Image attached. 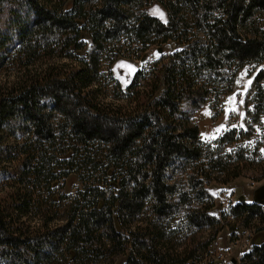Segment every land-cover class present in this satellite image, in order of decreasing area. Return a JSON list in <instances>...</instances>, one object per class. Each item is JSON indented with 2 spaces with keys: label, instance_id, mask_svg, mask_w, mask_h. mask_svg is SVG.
Segmentation results:
<instances>
[{
  "label": "trees",
  "instance_id": "16d2710c",
  "mask_svg": "<svg viewBox=\"0 0 264 264\" xmlns=\"http://www.w3.org/2000/svg\"><path fill=\"white\" fill-rule=\"evenodd\" d=\"M143 1L0 0V69L18 68L10 84L0 85V158L13 155L19 164L11 177L16 183L2 199H10L16 215H38L41 221L29 232L19 231L0 203L1 257L12 263L93 264L127 248V264H185L197 247L178 249L163 240L165 227L158 222L139 221L125 229L146 206L162 218L188 198L180 191L172 199L177 186L167 171L175 159L189 165L186 183L202 202L212 181L228 182L247 174L245 168L254 170L255 180L264 176V164L258 166L264 158H246L242 148L213 155L210 144L198 139V126L179 108L183 99L208 93L218 98L229 90L227 68L264 62V0H157L165 20L140 10ZM85 34L92 44L79 59L74 50L84 46ZM170 38L179 49L155 60L150 71H135L126 84L114 81L113 96L121 102L99 98L102 65L114 62L131 43L141 54L149 44ZM57 57L76 62L57 63ZM251 80L247 92L255 93L254 109L245 98L242 106L257 120L264 108V66ZM119 89L127 93L120 96ZM44 97L52 99L51 108L41 102ZM18 133L15 145L2 143L1 136ZM69 170L83 186L63 223L50 231L43 206L58 201L51 184ZM203 203L187 210L195 226L214 222L205 212L213 201ZM262 206L239 196L228 209L232 220L224 217L231 230L239 223L261 236L252 238L243 264H264V236L258 233L264 230Z\"/></svg>",
  "mask_w": 264,
  "mask_h": 264
},
{
  "label": "rangeland",
  "instance_id": "374dc122",
  "mask_svg": "<svg viewBox=\"0 0 264 264\" xmlns=\"http://www.w3.org/2000/svg\"><path fill=\"white\" fill-rule=\"evenodd\" d=\"M143 3L140 10H146L162 20L166 19V11L157 0H144ZM161 12L163 13V18L159 15ZM2 18L4 19L3 15H1L0 23L3 20ZM3 23L6 25V21ZM262 25L264 26V14L262 16ZM123 38L124 35L121 38V42H123ZM84 42V46L81 49L74 50L76 58H82L91 47L92 43L88 34H85ZM123 45H128V41H124ZM11 46L13 44L9 47ZM136 46V43H131L128 49L123 48L121 50L114 62L102 65L101 71L103 74L101 77L103 80L101 83L103 85L100 86L99 90V98L101 100L121 102V99H115L113 96L114 81L126 84L135 71H150L154 67L155 60L162 55L170 54L179 49L181 45L178 41L170 38L161 43L149 44L141 54L132 50ZM56 62L70 65L76 60L74 58L57 57ZM259 66H264V62H249L236 70L227 68L228 74H225V76L230 78V88L222 91L218 98L213 96V93H208L203 96H195L193 99H183L180 102V110L184 111L187 117L198 126V139L205 144H210L209 149L213 155H222L225 152H232L237 148H242L244 150L243 155L246 158H264V151H262L264 150V108L259 112L258 119L254 120L251 114L245 113L242 104L239 103V100H244L245 98L248 101L249 109H254L255 93L252 89L244 92L243 87ZM17 69L14 66L0 69V85L2 84L6 87L10 84L7 81L15 77L12 73H16ZM229 72L232 74H229ZM208 89L212 91L214 87L211 86ZM219 91H221L220 88ZM125 93H127L125 89H119L118 91L120 96L125 95ZM233 97H235L234 100L231 99ZM41 102L46 108H51L53 105L50 97L42 98ZM241 113H243V118ZM53 115L55 119L61 118L59 112H53ZM218 129L219 131H217ZM230 134L235 136L236 139L228 142L225 137H229ZM1 137L3 144L11 146L15 145L17 140L20 139V134L18 133L15 136L6 134ZM223 137L224 139H222ZM13 157V155H5L0 158V203L3 206H7L6 218L11 217L9 223H11L12 227L22 232H29L35 226L41 224V221H38V215L29 218L16 215L15 212H11L8 204L10 199H2L7 198L6 189L12 190L11 187L16 183L11 177L18 173L19 164L15 161L16 157ZM260 161L258 166L264 164V161ZM182 166L180 158L175 159L174 164L167 171V176L170 181H175L177 186V192L174 197L172 196V199L176 200L180 191H186L188 198L181 199L178 203L173 204L171 213L162 218L157 217L151 212L149 206H146L141 213L135 215V218L128 222L129 226H125V229H133V226L139 221L142 224L146 221L158 222L165 227V238L163 240L168 239L167 242H170L178 249L188 244L197 247L194 257L188 259L185 264H243L241 256L252 247V238L257 240L260 235L258 236L256 234L257 231L254 229L243 227L239 223H236L235 228L231 230L225 224L224 217L230 221L232 220L228 209L230 205L238 200L239 196H243L247 202L255 201L263 204L262 207L264 209V176L255 180L250 176L254 173V170L245 168L244 170L247 174L236 176L228 182H210L205 186L208 196L204 197L203 202L213 201V205L207 208L205 212L213 216L214 222L209 225L195 226L189 222L186 216L187 210L190 207L201 208L204 203L191 192L192 185L186 183L185 177L190 170L189 165ZM57 182L51 185L53 188L52 194L58 201L51 207L43 206L44 210H42V212L46 211L47 216L51 217L47 223V228L50 231L53 229L57 230V227L63 223L68 213L67 211H69L67 209L71 208L69 204H71L73 196L83 186L78 176L70 172V170L66 175L59 177ZM41 189L44 190L43 188ZM258 233L264 236V230ZM203 241H205L204 244ZM127 251L126 248L125 253L120 252L111 258L102 256L101 259L96 260V263L93 262V264H127ZM0 264L15 263L1 257L0 251Z\"/></svg>",
  "mask_w": 264,
  "mask_h": 264
},
{
  "label": "snow or ice",
  "instance_id": "6c2138e0",
  "mask_svg": "<svg viewBox=\"0 0 264 264\" xmlns=\"http://www.w3.org/2000/svg\"><path fill=\"white\" fill-rule=\"evenodd\" d=\"M159 15L161 16V18H163V13H162V12L159 13ZM251 84H252V80L249 79V80L247 81V83L244 85V87H243V91H244V92H247L248 86H250ZM231 99L234 100L235 97H233V98H231ZM239 103H240V104H243V103H244L243 99L239 100ZM241 117L243 118V113H241ZM217 131H219V129H218ZM262 151H264V150H262Z\"/></svg>",
  "mask_w": 264,
  "mask_h": 264
},
{
  "label": "water",
  "instance_id": "95a60500",
  "mask_svg": "<svg viewBox=\"0 0 264 264\" xmlns=\"http://www.w3.org/2000/svg\"><path fill=\"white\" fill-rule=\"evenodd\" d=\"M256 200H257V198H256Z\"/></svg>",
  "mask_w": 264,
  "mask_h": 264
}]
</instances>
